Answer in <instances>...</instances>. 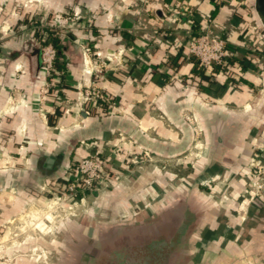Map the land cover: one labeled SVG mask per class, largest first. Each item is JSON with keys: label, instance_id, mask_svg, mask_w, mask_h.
<instances>
[{"label": "crops", "instance_id": "obj_1", "mask_svg": "<svg viewBox=\"0 0 264 264\" xmlns=\"http://www.w3.org/2000/svg\"><path fill=\"white\" fill-rule=\"evenodd\" d=\"M35 19L56 42L51 76ZM200 30L229 43L223 69L189 58ZM90 87L109 101L85 104ZM129 140L133 163L116 147ZM98 152L113 178L88 212L45 216L68 167ZM263 152L254 0H0V264L29 251L66 254L13 264H128L157 242L170 264H264ZM26 218L43 233L11 238Z\"/></svg>", "mask_w": 264, "mask_h": 264}, {"label": "built area", "instance_id": "obj_2", "mask_svg": "<svg viewBox=\"0 0 264 264\" xmlns=\"http://www.w3.org/2000/svg\"><path fill=\"white\" fill-rule=\"evenodd\" d=\"M247 0H239L242 5ZM35 30L45 29L43 21L35 19L32 23ZM52 36L42 45L41 58L46 75L51 76L57 59V51L54 47ZM230 45L226 39L216 37L208 31H198L189 42L188 56L193 61L199 63L203 69L210 67H222L227 62ZM83 101L108 102L109 98L99 88L90 87L84 91ZM262 161L256 163L254 173L253 188L256 193L264 192V152L260 156ZM110 158L101 153L90 155L78 163L68 167L67 175L62 178L65 190L68 192L66 198L84 199L88 193L98 190L101 186L111 182L109 171ZM61 183V184H62ZM58 183V186L61 185ZM250 192L249 194H253ZM82 196V197H81ZM70 209V208H69Z\"/></svg>", "mask_w": 264, "mask_h": 264}, {"label": "rangeland", "instance_id": "obj_3", "mask_svg": "<svg viewBox=\"0 0 264 264\" xmlns=\"http://www.w3.org/2000/svg\"><path fill=\"white\" fill-rule=\"evenodd\" d=\"M116 147H119L120 149H125L124 151L126 152V155L122 159L125 162L133 163L135 160H137L136 153H135L137 147L132 141H130V140L129 141H121L120 143L117 144ZM117 152H118V150L114 151V153H117ZM146 157L148 159L150 158V156H146ZM111 165H112V162L110 160V163H109L110 168L108 171V173L110 175V179L113 178V174L111 171ZM174 169L175 170L178 169L177 164H175ZM67 193L68 192L65 190L63 183L59 186V188H57V190L53 191L52 196H51L52 199L50 201L51 204L49 205V207H47L45 216L51 217V218L53 217V219L55 217V220L58 223H64L70 217H79L81 214H85L88 212L89 207H87V205H85V203L82 202L83 201L82 198H80V199L79 198L78 199L66 198V195H69ZM88 195H91V193H88L83 198L85 199ZM77 203H80V204L77 205ZM79 206H80V208H79ZM46 220L51 221V222L53 221V220H49V219H46ZM36 223H37V221L31 220L30 218H26L25 221H22L18 225L13 224L12 225L13 228L16 227L17 230H15V231H17L19 233V235L18 236L13 235L11 238H16V239H19L21 241L22 239L23 240L27 239L26 237L29 233H32L31 235H33V234L38 235L37 233H39V232L43 233L39 228H36ZM46 238L48 239V237H46ZM47 241H51V240H47ZM159 243L163 244V242H159ZM162 252H165V251H162ZM53 253H49V252L38 253L36 251H29L27 253H23V252L12 253L11 255H9V257L6 254L4 256L10 262L12 260V264H13L15 259H20L22 257L30 258V259L36 260V261L37 260L42 261L43 259L48 261V260H53V256H55L56 259L62 260V259H64V255L66 254L64 252H62V253L60 252V253H54L55 254L54 255ZM126 254L128 257L131 253H126ZM96 256H99V253L98 254L96 253ZM121 257L123 258L122 254L120 253V254L116 255L114 257V259L116 260V259H119ZM167 257L169 258L168 253H167ZM164 258H166V257L164 256Z\"/></svg>", "mask_w": 264, "mask_h": 264}, {"label": "water", "instance_id": "obj_4", "mask_svg": "<svg viewBox=\"0 0 264 264\" xmlns=\"http://www.w3.org/2000/svg\"><path fill=\"white\" fill-rule=\"evenodd\" d=\"M254 9L255 13L259 19V22L264 30V0H254ZM133 251L134 248H131ZM162 244L157 242L156 244H150L147 246V249L140 250L137 252L131 253V259L129 260L128 264H152L151 261H157L160 264V261H163L164 259L170 262L168 258H164L163 255L160 254L162 252ZM163 264V263H162ZM170 264V263H169Z\"/></svg>", "mask_w": 264, "mask_h": 264}, {"label": "trees", "instance_id": "obj_5", "mask_svg": "<svg viewBox=\"0 0 264 264\" xmlns=\"http://www.w3.org/2000/svg\"><path fill=\"white\" fill-rule=\"evenodd\" d=\"M34 21V20H33ZM41 21V20H40ZM51 31H49V30H46V29H41V30H39V33H40V35H41V37H42V40H43V44H46L47 43V40L51 37V33H50ZM56 43V42H55ZM54 43V44H55ZM195 63H197L198 65H199V63L198 62H196V61H194ZM56 63H57V59H56V61H55V65H56ZM201 68V67H200ZM220 68H224V66H222V67H220Z\"/></svg>", "mask_w": 264, "mask_h": 264}, {"label": "bare ground", "instance_id": "obj_6", "mask_svg": "<svg viewBox=\"0 0 264 264\" xmlns=\"http://www.w3.org/2000/svg\"><path fill=\"white\" fill-rule=\"evenodd\" d=\"M38 225H39V224H38ZM38 225L36 226L37 228L39 227ZM41 227H42V225H41ZM41 230L44 231V228H41Z\"/></svg>", "mask_w": 264, "mask_h": 264}]
</instances>
